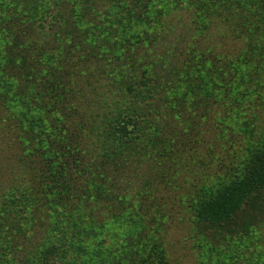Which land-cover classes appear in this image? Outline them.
I'll return each mask as SVG.
<instances>
[{
    "label": "trees",
    "instance_id": "trees-1",
    "mask_svg": "<svg viewBox=\"0 0 264 264\" xmlns=\"http://www.w3.org/2000/svg\"><path fill=\"white\" fill-rule=\"evenodd\" d=\"M193 2L0 0V123L11 127L19 118L9 108L16 104L47 121L38 131L43 152L24 147L40 168L17 200L21 209L32 202L31 227L51 220L53 202L73 211L91 194L131 198V183H140L127 210L139 215L137 199L150 193L172 195L191 209L196 226L213 231L225 263L248 261L247 249L239 250L249 224L238 219L247 202L264 197V124L242 111L264 96V68L244 44L252 26L241 24L243 43L231 51L201 43L207 11L200 2L188 13ZM173 11L195 15L182 32L169 21ZM140 163L156 170L152 180L137 173ZM120 177L127 178L124 192L114 184ZM12 221V228L20 223ZM214 233L227 235L219 241ZM151 241L148 259L164 264L163 244Z\"/></svg>",
    "mask_w": 264,
    "mask_h": 264
},
{
    "label": "rangeland",
    "instance_id": "rangeland-1",
    "mask_svg": "<svg viewBox=\"0 0 264 264\" xmlns=\"http://www.w3.org/2000/svg\"><path fill=\"white\" fill-rule=\"evenodd\" d=\"M168 1L175 2L179 6L189 4V0ZM200 2L207 11L202 27L208 30L200 42L206 46H218L220 51L222 49L231 51L242 42L238 39L241 36V24L252 26L255 35H250L249 40L244 44H252L251 56L257 68L263 69L264 0H194L192 9L188 13H193L197 9L196 4ZM188 13L172 12L169 21L176 28V32H182L190 24V19L195 16L190 17ZM221 33L227 37L221 38ZM186 40L189 42V39ZM73 50L71 49L72 52L78 53ZM260 72L264 73L263 70ZM251 87L254 88L255 83H252ZM261 97L257 98L258 103L247 106L242 111L245 118L249 121L251 119L255 124H264V96ZM9 108L11 113L19 118H12L11 127L0 123V264H144L145 259L148 260L145 264H153L154 262L147 257L150 247L153 250L156 247L152 244V237L163 244L164 264H227L225 262H229L219 254L218 248L224 251V246H220V243L218 245L210 238L213 231L196 226L193 223L191 209L183 205L185 202L181 204L177 199L172 198V195L168 196L163 192L155 195L150 193L142 196L144 200L142 197L137 199L143 202L144 206L143 211L138 210L139 215L129 211L130 209L127 210L131 202L135 201L134 194H139L142 190L140 183L138 185L131 183L130 195H133L131 198L125 196L116 198L115 195L110 194V196L106 195L108 198L106 199L97 194L99 199L93 200L91 194L84 197L85 203L75 207L73 211L63 209L58 203L53 202L51 203L53 207H49L51 222L43 226L39 224L40 229L31 227L32 225L27 223L29 218L26 210L32 202H26L23 208L27 204L28 207L21 209L17 200L30 185L39 180L40 168L38 160L34 163V158L30 160L25 156L24 147L29 145L31 149H39L38 152H43L46 138L38 131L41 128L45 129L47 121L43 116L28 112L25 107H18L17 104L10 105ZM254 117L256 121L253 120ZM206 135L200 136L205 146L208 140ZM167 137L168 134L164 131L161 138ZM234 154L230 151V155L225 154V156ZM220 155L224 154L220 151ZM197 156H204L200 148ZM149 166L148 163L138 164L137 173L140 176L142 174L149 176L152 180L156 170L149 169ZM56 171L61 176V170ZM191 177L196 176L191 175ZM126 179L114 178L118 192L125 191ZM45 197L48 195L46 194ZM258 198L257 202L261 200V203L247 202L238 219L239 223L245 221L249 224L246 232L250 237L243 242L245 247L242 246L239 250L247 249L248 261L240 260L236 261V264H264V197ZM122 202H126L127 205ZM37 207L38 205L33 210ZM158 207L160 209L156 212ZM19 210L21 214L18 213ZM34 212L35 216L40 214L39 210ZM16 216L20 223L12 228V217ZM136 219L140 221L138 226H135ZM214 235L219 236V241H223L227 234L223 236L214 233Z\"/></svg>",
    "mask_w": 264,
    "mask_h": 264
}]
</instances>
